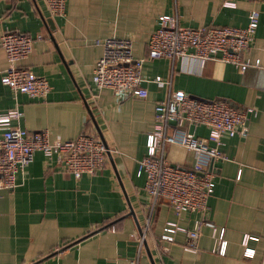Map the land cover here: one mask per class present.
<instances>
[{
    "label": "crops",
    "instance_id": "1",
    "mask_svg": "<svg viewBox=\"0 0 264 264\" xmlns=\"http://www.w3.org/2000/svg\"><path fill=\"white\" fill-rule=\"evenodd\" d=\"M254 9L260 23L241 58L259 64L244 71L218 57L204 65L149 57L161 15H176L187 27L246 26ZM8 24L34 37L33 52L19 64L49 80L46 97L15 93L1 82L8 67L1 36ZM109 37L131 39L135 57L145 58L146 97L119 98L93 82L104 52L97 41ZM177 90L257 110L248 135L225 137L228 158L210 166L216 187L208 209L179 216L165 200L154 204L139 173L156 105ZM0 94V112L23 113L14 125L47 129L52 138L88 132L111 152L102 171L79 178L57 156L35 152L16 187L0 189V264H128L138 255L140 264H264V0H66L64 15L52 14L46 0H0ZM190 130L209 133L205 125ZM166 157L186 167L196 161L195 152L179 144L167 145ZM169 221L187 228L203 221L198 248L187 249L180 231L174 241L162 239ZM221 232L225 254L215 250ZM246 236L255 237L247 241L252 257L244 255Z\"/></svg>",
    "mask_w": 264,
    "mask_h": 264
},
{
    "label": "built area",
    "instance_id": "2",
    "mask_svg": "<svg viewBox=\"0 0 264 264\" xmlns=\"http://www.w3.org/2000/svg\"><path fill=\"white\" fill-rule=\"evenodd\" d=\"M54 15H64L66 0H46ZM227 5H233L226 2ZM260 23V12L249 13L246 26H182L176 15H161L159 26L149 41V57H167L171 60L189 58L202 65L216 57L235 62L244 71L259 61H242V55L251 47ZM34 37L8 24L1 36V45L8 57V67L1 75V82L15 93L44 98L52 89L46 77L36 74L19 62L34 50ZM104 52L98 60L93 82L99 88H111L119 98L146 97L148 90L142 84L145 58L135 57L129 38L109 37L98 40ZM155 81H162L157 76ZM1 99V94H0ZM23 113L18 108L0 112V189L15 188L17 174L34 159L35 152L42 151L46 157L57 156L63 168L79 178L85 173L93 174L104 169L108 162V148L95 135L83 132L74 139L52 138L47 129L30 132L14 125ZM257 115L254 107H234L225 99L205 100L191 96L183 90L172 91L156 105L155 124L147 138V154L140 162L139 173H145V188L154 200H165L176 215L186 212H205L209 198L216 187L215 176L210 169L215 161L227 159L222 150L225 137L242 136L249 133V120ZM205 125L208 136H197L190 127ZM169 144H179L194 151L196 161L186 167L174 165L166 157ZM203 221L193 228L167 222L162 239L174 241L178 231L186 235V248L196 250L199 246ZM149 224V221H148ZM223 233L218 236L216 252L225 254L227 240ZM244 238V255L252 257L255 249L247 245ZM145 241L141 238L140 244ZM128 264H140V255Z\"/></svg>",
    "mask_w": 264,
    "mask_h": 264
},
{
    "label": "water",
    "instance_id": "3",
    "mask_svg": "<svg viewBox=\"0 0 264 264\" xmlns=\"http://www.w3.org/2000/svg\"><path fill=\"white\" fill-rule=\"evenodd\" d=\"M104 143H105L106 147L108 148V152H107V153H108L109 155H111V152H110V149H109L108 144H107L106 142H104Z\"/></svg>",
    "mask_w": 264,
    "mask_h": 264
}]
</instances>
